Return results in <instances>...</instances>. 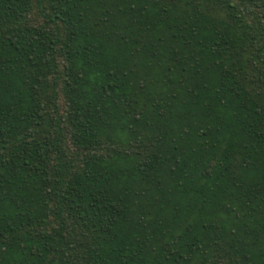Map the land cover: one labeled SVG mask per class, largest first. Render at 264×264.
<instances>
[{"label": "trees", "instance_id": "16d2710c", "mask_svg": "<svg viewBox=\"0 0 264 264\" xmlns=\"http://www.w3.org/2000/svg\"><path fill=\"white\" fill-rule=\"evenodd\" d=\"M0 264H264V0H0Z\"/></svg>", "mask_w": 264, "mask_h": 264}]
</instances>
